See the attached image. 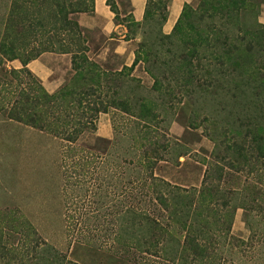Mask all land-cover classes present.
<instances>
[{
  "label": "trees",
  "instance_id": "obj_1",
  "mask_svg": "<svg viewBox=\"0 0 264 264\" xmlns=\"http://www.w3.org/2000/svg\"><path fill=\"white\" fill-rule=\"evenodd\" d=\"M172 1L147 0L142 22H137L132 14L122 18L116 0L107 1L116 23L125 24L127 41L138 33L144 37L132 66L111 72L90 58L77 17L94 13L95 0H11L7 12L0 17L1 110L12 120L65 140L72 149L87 131L97 130L101 114L113 110L135 116L150 133L153 124L164 121L165 108L161 112L154 99L132 100L121 94L127 87L126 77L144 64L154 79L153 90L159 94L164 92L177 100L183 92L190 96L201 91L202 95L214 94L224 99L232 115L225 118L223 126L232 141L224 151L234 150L237 156L219 157L224 162L229 159V170L236 174L257 172L261 186L264 24L259 17L264 0L186 3L172 32L166 34L163 28ZM45 53L71 55L73 77L53 94L28 68L30 62ZM15 60L21 62L22 68L9 69L7 64ZM131 81L139 82L135 78ZM10 85L14 91H8ZM192 125L199 126L195 121ZM168 148L169 144L166 153ZM127 157L137 166L129 168L128 158L123 156L126 164H120L121 170L124 168L121 174L132 177L137 172L142 176L137 190L145 205L137 210L129 208L124 214L108 213V217H114L107 223L106 214L93 216V212L107 211L109 195L98 196L97 202L88 199L83 205L89 206L90 218L80 221L75 215H68L73 219L67 225L69 248L74 253L85 250L97 256L123 258L134 245L137 251L165 258L169 264H214L213 242L220 235L231 236L234 215L240 208L224 212L230 204L225 200L220 211L219 185L224 179V168L215 166L212 172L208 168L201 188H187L155 175L157 160H162V156ZM68 178L69 185L75 183ZM237 179L241 183V178ZM259 184L252 185L254 196L248 204L264 197V187ZM127 185V193L132 194L134 188L128 190L131 186ZM93 195L96 198L98 192ZM91 218L95 222H89ZM67 254L44 240L19 210L0 211V264H77L68 260Z\"/></svg>",
  "mask_w": 264,
  "mask_h": 264
},
{
  "label": "rangeland",
  "instance_id": "obj_2",
  "mask_svg": "<svg viewBox=\"0 0 264 264\" xmlns=\"http://www.w3.org/2000/svg\"><path fill=\"white\" fill-rule=\"evenodd\" d=\"M10 1L0 0V17L7 12ZM120 1L122 11L128 13V0ZM259 21L264 22V9ZM82 28L90 58L111 72L120 71L124 66L130 67L134 60L131 61V58L144 40L141 33L127 41L123 38L127 32L119 30L113 34L114 40H111L98 28L91 31ZM122 41L127 42L125 47ZM44 56L43 67L28 68L45 89L49 92L58 91L73 77L71 55L47 53ZM7 66L9 69L22 68L18 60ZM132 78L139 82L131 81ZM126 80L127 87L121 93L123 96L132 100L154 99L159 103L161 112L164 108L166 110L164 121L153 124L150 133L145 131L146 128L143 129V123L136 121L135 116L113 110L101 114L97 120V130L87 131L72 149L65 140L10 119L1 110L4 103L0 104V211L19 210L44 240L61 252H68V260L73 263L169 264L165 258L137 251L134 245L123 258L97 256L85 250L74 253L67 243V225L73 220L68 215H75L80 221L90 218L91 215L87 214L89 206L86 208L83 204L88 199L97 202L98 196L105 194L109 195L105 205L107 211H94L93 216L106 214L107 223L114 217H108V213L114 215L119 211L118 214H124L129 208L137 210L145 205L137 190L142 176L139 177L137 172L132 177L126 176L124 172L121 174L124 168L121 170L120 164L122 167L126 164L123 156L128 158L129 168L136 167L137 163L130 161L132 158L127 156H162V160H157L155 175L173 185L187 188H201L208 168L212 172L215 166H219L225 170L224 179L219 185L220 211L225 200H229L230 204L224 212L234 207L240 208L234 215L231 236L220 235L213 242L216 253L213 263L264 264V197L255 203H247L254 196L252 185L259 184L257 172L248 174L243 171L236 174L233 169L229 170V159L224 162L219 157L237 156L234 150L229 153L224 151L232 144L231 135L225 133L223 128L225 118L232 116L229 113L231 108H228L223 98L214 94L202 95L201 91L190 96L183 92L177 100L167 93H157L153 90L154 79L146 72L144 64H139ZM14 89L11 85L8 87L9 92ZM194 121L199 125L198 128L193 127ZM110 132L112 138H105ZM226 139L231 142H226ZM224 141L226 144L222 145ZM68 177L75 183L69 185ZM238 177L241 183H238ZM125 185L131 186L128 190L134 188L132 194L127 193ZM261 186L264 187V183ZM84 192H87L86 197L83 196ZM95 192H98L96 198L93 195ZM89 222H95V218L89 219Z\"/></svg>",
  "mask_w": 264,
  "mask_h": 264
},
{
  "label": "crops",
  "instance_id": "obj_3",
  "mask_svg": "<svg viewBox=\"0 0 264 264\" xmlns=\"http://www.w3.org/2000/svg\"><path fill=\"white\" fill-rule=\"evenodd\" d=\"M108 0H95V12L94 13H82L79 15L78 21L81 25V27H84L85 29L91 31L95 28H98L102 34L105 36L113 39V34L117 31L121 30L123 33L128 32L126 26L122 24H117L115 21V14L111 10L110 6L107 3ZM193 0H173L172 3L169 6V16L166 24L164 25V32L166 34H170L179 19L183 7L186 3H190ZM116 3L119 7V10L121 12V17L125 18L127 15L132 14L134 19L137 22H142L144 20L145 10H146V4L147 0H128L130 10L128 13H124L122 11V5L120 0H116ZM264 6L262 8L263 12ZM264 24V22L260 21ZM125 38V34L123 36ZM126 41H122L121 44L123 47H125ZM47 54V53H45ZM45 54H43L39 59L34 60L29 63V68H39L41 65L43 67V59L45 58ZM135 55L131 58L135 60ZM133 60V62H134ZM132 62V64H133ZM72 64V63H71ZM132 66V65H131ZM130 66V67H131ZM125 67V66H124ZM73 71V70H72ZM74 73V72H73ZM68 82V81H67ZM63 86V85H62ZM47 90V89H46ZM48 91V90H47ZM57 91V90H56ZM55 90L49 93H55ZM107 139L112 138V134L110 132V135L107 134V136H104Z\"/></svg>",
  "mask_w": 264,
  "mask_h": 264
}]
</instances>
